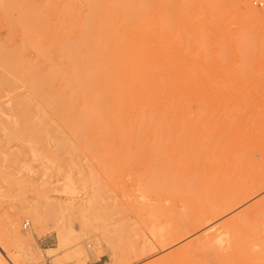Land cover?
<instances>
[{"label": "rangeland", "instance_id": "rangeland-1", "mask_svg": "<svg viewBox=\"0 0 264 264\" xmlns=\"http://www.w3.org/2000/svg\"><path fill=\"white\" fill-rule=\"evenodd\" d=\"M160 1L111 87L107 0H0V264H264V0Z\"/></svg>", "mask_w": 264, "mask_h": 264}, {"label": "bare ground", "instance_id": "bare-ground-1", "mask_svg": "<svg viewBox=\"0 0 264 264\" xmlns=\"http://www.w3.org/2000/svg\"><path fill=\"white\" fill-rule=\"evenodd\" d=\"M70 1V0H69ZM91 0H85V2H88V4H89V2H90ZM93 1H95V0H93ZM144 1H146V3L144 2ZM161 1H162V3H161ZM160 1V6H162V9H160V10H164L166 7H167V5H166V3H167V1L166 2H164V0H161ZM29 2V1H28ZM163 2H164V4H163ZM83 2H81V4H82ZM100 3V2H99ZM29 4H30V2H29ZM64 4V3H63ZM62 4V5H63ZM95 4V3H94ZM263 3L262 2H260V5H262ZM49 5V4H48ZM93 5V4H92ZM102 4H100V6H101ZM113 5H115V7H113ZM46 6V5H45ZM87 6V5H86ZM94 6V5H93ZM92 6V7H93ZM96 6V5H95ZM105 7L103 8V10H108L107 12H106V15L105 16H103L104 18L102 19V21L98 24V26H97V35H101V37L100 38H102V36L105 38V42H104V44H103V50L104 51H102V54L100 55V57L98 58V59H92V56H91V53H86V54H88V56H86V54H84L86 57H87V60L86 61H88V62H90V64L91 63H93V60H95V62L97 61L98 63H99V66H98V68H99V70L97 69L96 70V72L94 73V75H92V79H97L96 81L97 82H99V85L100 84H102V85H106V86H111L112 87V84H113V81H112V79H110V76L112 75V74H114V73H116L118 76H125V71H126V68H127V62H128V65H129V61H130V59L131 60H133V58L129 55V54H127V52L124 50V48H123V46H120V44L122 43V40H123V38L125 37V32L128 30V28L130 29V28H132L134 25H136V22H137V27H139L140 26V28H141V26H145L146 25V23L145 22H143L142 20H141V17L142 16H144V14H145V12H146V10H147V12H148V10H153L154 11V8H155V0H142V3H141V0H107V2H106V4L104 5ZM97 7L98 6H96V10H97ZM94 8V7H93ZM98 9H100V8H98ZM32 10H34V9H32ZM63 10V9H62ZM89 10V9H88ZM101 11H102V9H100ZM165 11V10H164ZM99 12V11H98ZM110 13V15H109V17L107 16L108 14L107 13ZM254 12V11H253ZM22 13H24V12H22ZM44 13H45V11H44ZM66 13H67V10H66ZM74 13V12H73ZM93 14V10H90V12L89 11H86V13L84 14V16L85 15H87V20H89L90 19V23H92L91 22V16H90V14ZM95 13V12H94ZM115 13H120L122 16H125V18H126V20H130V22L128 23L127 22V24L125 23V24H123V27L121 26V24H118V26L116 27L115 25H113V23H112V19H111V17H113V15L115 14ZM40 15L42 14V12L41 13H39ZM96 14V13H95ZM101 15V14H100ZM152 15V14H151ZM150 14H149V16H151ZM46 16V15H45ZM58 16V15H57ZM135 16V17H134ZM135 19H134V18ZM152 17V16H151ZM25 18V17H24ZM36 18V17H35ZM40 18H41V16H40ZM95 18V17H94ZM124 18V19H125ZM139 18H140V20H139ZM147 18H148V16H147ZM153 18H154V16H153ZM42 19H43V15H42ZM92 19H93V17H92ZM98 19H100V16L98 17ZM118 19V18H117ZM70 20H71V18H70ZM87 20H85L86 21V24L85 23H82V24H80V28H81V30L84 32V31H86L87 30V28L89 29V27H88V25H89V23H87ZM101 20V19H100ZM120 20V19H119ZM123 20V19H122ZM135 20H136V22H135ZM20 21V20H19ZM84 21V22H85ZM152 21V20H151ZM33 22V21H32ZM32 22H31V24H32ZM35 22H36V19H35ZM20 23H22V21H20L19 22V24ZM74 23H75V21H74ZM93 23H95V22H93ZM120 23H122V21H120ZM149 23L147 22V25H148ZM21 25V24H20ZM23 26H24V23H23ZM61 26V25H60ZM121 26V27H120ZM22 27V26H21ZM26 27H27V25H26ZM38 27H40V26H38ZM149 27V26H148ZM29 29H30V26H29ZM35 29V28H34ZM33 29V30H34ZM41 29H42V27H41ZM70 29V28H69ZM95 29V28H94ZM43 30V29H42ZM143 30H144V28H143ZM28 31V30H27ZM26 31V32H27ZM24 32H25V30H24ZM43 32H44V30H43ZM131 32V31H130ZM133 33H134V31H132ZM137 32H138V30H137ZM152 32V31H151ZM41 33V32H40ZM86 33V32H85ZM90 33V32H89ZM139 33H141L140 31H139ZM143 33H145V30H144V32ZM42 34V33H41ZM149 34V33H148ZM26 35V34H25ZM78 35V34H77ZM87 35H88V33H87ZM99 35V36H100ZM142 35V34H141ZM150 35V34H149ZM152 35H153V33H152ZM86 36V35H85ZM95 36V35H94ZM132 36V35H131ZM130 36V37H131ZM144 36H146V34L144 35ZM128 37V36H127ZM127 37H126V39H127ZM140 37V36H139ZM88 38V37H87ZM99 38V39H100ZM144 38V37H143ZM74 39V38H73ZM125 39V40H126ZM137 39V38H136ZM152 39V38H151ZM69 40V39H68ZM83 40H84V35H83ZM94 40L96 41V37H94ZM93 40V41H94ZM138 40V39H137ZM143 40V39H142ZM76 41V40H75ZM88 41H89V38H88ZM110 41V42H109ZM94 43V42H93ZM149 43V42H148ZM151 43H152V41H151ZM61 44V43H60ZM48 45H49V42H48ZM65 45V44H64ZM73 45H74V43H73ZM122 45V44H121ZM149 45H150V43H149ZM82 46H83V43H82ZM61 47V46H60ZM68 47V46H67ZM36 48V47H35ZM77 48H78V44H77ZM80 48V47H79ZM92 48H93V46H92ZM38 49V48H37ZM58 49V48H57ZM108 49H109V51H108ZM68 50H69V48H68ZM71 50V49H70ZM77 50V49H76ZM141 50V49H140ZM66 51H67V49H66ZM141 52V51H140ZM8 53V52H7ZM40 53L41 54H43L42 52H41V50H40ZM79 53V52H78ZM6 54V53H5ZM93 56H94V53L92 54ZM95 55H96V53H95ZM137 55H143V54H138L137 53ZM44 56V55H43ZM2 58H4V57H2ZM6 58H8L7 57V55H6ZM44 58V57H43ZM42 58V59H43ZM75 58V57H74ZM73 58V59H74ZM85 58V57H84ZM96 58H97V55H96ZM19 59V58H18ZM71 59H72V56H71ZM76 59V58H75ZM3 60V59H2ZM1 60V61H2ZM20 60V59H19ZM4 61V60H3ZM6 61H8V60H6ZM75 61V60H74ZM151 61V60H150ZM72 62H73V60H72ZM7 63H9V61L7 62ZM76 64L78 63V62H75ZM74 63V64H75ZM85 63V62H84ZM20 64H23V62L22 63H20ZM74 64H73V67L72 68H74ZM79 64H80V62H79ZM88 64V63H87ZM90 64H88L87 66H90ZM9 65V64H8ZM134 65H136V64H134ZM143 66V65H142ZM77 67V66H76ZM79 68V67H78ZM3 69V68H2ZM5 69V68H4ZM86 69H87V71H88V69L90 70V67H86ZM49 70V69H48ZM50 70H51V68H50ZM74 70V69H73ZM5 71V70H4ZM23 71V70H22ZM35 71V70H34ZM70 71H72V70H70ZM69 71V72H70ZM79 71H80V69H79ZM156 71V70H155ZM75 72V71H74ZM147 72H149V71H146V73ZM6 73V72H5ZM24 73H25V70H24ZM45 73V72H44ZM48 73H49V71H48ZM88 73V72H87ZM90 73V72H89ZM28 74V76H29V72L27 73ZM43 74V73H42ZM46 74V73H45ZM50 74V73H49ZM52 74V73H51ZM70 74V73H69ZM77 74V73H76ZM79 74V73H78ZM11 75V74H10ZM12 75H14V74H12ZM86 75V74H85ZM30 76H31V74H30ZM79 76H80V74H79ZM87 76V75H86ZM10 77V76H9ZM15 77H16V74H15ZM14 77V78H15ZM43 77V76H42ZM56 77V76H55ZM68 77H70V75H68L67 76V79H66V81L68 80ZM88 77V76H87ZM85 78V79H87L88 80V78ZM30 78V77H29ZM35 78H36V76H35ZM53 78H54V76H53ZM78 78V77H77ZM90 78V79H91ZM16 79V78H15ZM25 79H26V77H25ZM74 79H76L75 77H74ZM74 79H72V80H74ZM85 79H82V80H84L85 81ZM39 80V79H38ZM81 80V79H80ZM86 80V83L88 82ZM13 81V80H12ZM30 81H31V78H30ZM53 81V80H52ZM61 81H62V79H61ZM91 81V80H90ZM22 82V81H21ZM28 83H29V81H27ZM50 82H51V80H50ZM144 82V81H143ZM142 81H141V83H143ZM149 82V81H148ZM76 83V82H75ZM146 83H147V81H146ZM153 83V82H152ZM5 84V83H4ZM52 84V83H51ZM60 84V83H59ZM81 84V83H80ZM82 84L83 85H85L83 82H82ZM164 84V83H163ZM6 85V84H5ZM41 85H42V88H43V86H45V84L44 83H41ZM53 85H54V83H53ZM52 85V86H53ZM57 85H58V83H57ZM68 85H69V83H68ZM71 85H72V82H71ZM47 86H48V88H49V85L47 84ZM86 86L87 85H85V87L84 88H86ZM11 87V86H10ZM50 87H51V85H50ZM68 87V86H67ZM90 87V86H89ZM89 87H87V88H89ZM34 88V87H33ZM48 88H47V90H48ZM64 88L66 89V86H64ZM70 88V87H69ZM162 88V87H161ZM11 89H13V88H11ZM38 89H40V87L38 88ZM52 89H54V86H53V88ZM81 89H82V87H81ZM99 89V88H98ZM18 90V89H17ZM69 90H71V92H72V89H69ZM74 90V89H73ZM91 90L92 89H89V91L87 92V89H86V92H85V96H89L88 98L89 99H86L87 100V102H86V104L89 102L88 100H93L94 98H93V96H92V98L90 97L91 96ZM156 90V89H155ZM99 91V90H98ZM123 91V90H122ZM161 91V90H160ZM76 92V91H75ZM61 93V92H60ZM59 93V94H60ZM65 93V92H64ZM94 94V93H93ZM164 94V93H163ZM47 95V94H46ZM73 95V94H72ZM94 95H96V96H98V94H94ZM166 95V94H165ZM69 96V95H68ZM113 96L114 97H117L118 96V94H114L113 93ZM45 97V96H44ZM51 97V96H50ZM53 97L55 98V96L53 95ZM58 97V96H57ZM84 97V96H83ZM82 97V98H83ZM62 98V97H61ZM69 99H71L70 97H69ZM84 99V98H83ZM95 99H96V97H95ZM94 99V100H95ZM134 99V98H133ZM164 99V98H163ZM46 100H47V98H46ZM159 100V99H158ZM19 102V101H18ZM69 102H71L70 100H69ZM83 102V101H82ZM81 102V104H83ZM19 103H24V101H22V102H19ZM50 103L51 104H54V106H55V103H53V101H52V98H51V101H50ZM118 103V102H117ZM116 103V104H117ZM58 104H59V101H58ZM24 105V104H23ZM71 105V104H70ZM84 105V107H85V103L83 104ZM82 105V106H83ZM88 105V104H87ZM15 106H16V104H15ZM134 106H135V104H134ZM144 106V105H143ZM18 107V106H17ZM154 107V106H153ZM16 108V107H15ZM22 108V111H21V114H24V111H23V106L21 107ZM55 108H56V106H55ZM69 108V107H68ZM73 108V107H72ZM89 108H92V105H90V107ZM82 109H83V112H84V110H85V108H83L82 107ZM94 109V108H93ZM143 109H145V107L143 108ZM52 110V109H51ZM56 110H61V109H55V111ZM81 110V109H80ZM76 111V110H75ZM138 111V110H137ZM17 112V115H19L18 113L20 112H18V110L16 111ZM87 112H89V109L88 110H86V113ZM90 112H92V110H90ZM45 113V112H44ZM56 114H57V112H55ZM73 113H74V111H73ZM59 115L61 114L62 116H64V117H66L67 118V116H66V114H67V112H65V113H63V112H61V111H59V113H58ZM52 115H54V114H52ZM150 115H151V113H150ZM22 116V115H21ZM62 116H61V119H62ZM79 116V115H78ZM83 116L84 115H82V118H83ZM44 118V117H43ZM48 118H50L49 117V115H48ZM60 118V117H59ZM71 118V117H70ZM81 118V117H80ZM79 118V119H80ZM81 118V119H82ZM51 119V118H50ZM49 119V120H50ZM54 119V118H53ZM72 119H73V115H72ZM77 119V118H76ZM84 119H85V117H84ZM120 119V118H119ZM47 121L46 123L48 124V122L50 123V121ZM55 120V119H54ZM83 120V119H82ZM81 120V121H82ZM86 120H89V118L87 119V117H86ZM60 121V120H59ZM63 121V120H62ZM66 120H64V122H65ZM91 121V119L89 120V122ZM119 122V121H118ZM45 123V122H44ZM72 123H73V121H72ZM129 123V122H128ZM42 124H43V122H42ZM65 124V123H64ZM44 125V127H43V130H44V128H45V124H43ZM42 125V126H43ZM66 125V124H65ZM80 125H81V123H80ZM110 125V124H109ZM108 125V126H109ZM72 126V125H71ZM29 127V126H28ZM74 127H75V124H74ZM74 127H71L72 129L74 128ZM91 127V126H90ZM102 127V126H101ZM52 128V127H51ZM55 128H56V126H55ZM30 129V128H29ZM75 129H77V126H76V128ZM75 129H74V131H75ZM89 129V128H88ZM108 129V128H107ZM109 129H110V127H109ZM101 130V129H100ZM85 131V130H84ZM111 131H112V128H111ZM110 131V132H111ZM43 132V131H42ZM77 132V134H78V131H76ZM86 132V131H85ZM101 132V131H100ZM73 134V133H72ZM83 134V133H82ZM99 134V133H98ZM74 135V134H73ZM76 135V134H75ZM79 135V134H78ZM77 135V136H78ZM84 135V134H83ZM95 136V135H94ZM79 137V136H78ZM84 137H85V135H84ZM96 137V136H95ZM103 137H104V135H103ZM108 137H109V135H108ZM59 138V137H58ZM77 138V137H76ZM88 138V137H87ZM80 139H81V137H80ZM83 140V139H82ZM112 143V142H111ZM113 144V143H112ZM129 172V171H128ZM16 264V263H15Z\"/></svg>", "mask_w": 264, "mask_h": 264}, {"label": "built area", "instance_id": "built-area-1", "mask_svg": "<svg viewBox=\"0 0 264 264\" xmlns=\"http://www.w3.org/2000/svg\"><path fill=\"white\" fill-rule=\"evenodd\" d=\"M30 223L29 222H25L24 223V228L27 229L29 227Z\"/></svg>", "mask_w": 264, "mask_h": 264}]
</instances>
